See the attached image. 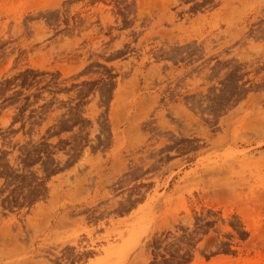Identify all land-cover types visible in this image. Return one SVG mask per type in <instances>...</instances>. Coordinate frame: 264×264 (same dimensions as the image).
<instances>
[{
  "label": "rangeland",
  "instance_id": "1",
  "mask_svg": "<svg viewBox=\"0 0 264 264\" xmlns=\"http://www.w3.org/2000/svg\"><path fill=\"white\" fill-rule=\"evenodd\" d=\"M0 264H264V0H0Z\"/></svg>",
  "mask_w": 264,
  "mask_h": 264
}]
</instances>
